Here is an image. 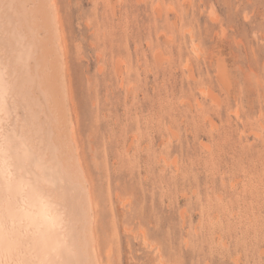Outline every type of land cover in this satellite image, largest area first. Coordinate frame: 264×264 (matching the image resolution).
<instances>
[{
    "label": "rangeland",
    "instance_id": "374dc122",
    "mask_svg": "<svg viewBox=\"0 0 264 264\" xmlns=\"http://www.w3.org/2000/svg\"><path fill=\"white\" fill-rule=\"evenodd\" d=\"M60 7L104 263L264 264V0Z\"/></svg>",
    "mask_w": 264,
    "mask_h": 264
},
{
    "label": "bare ground",
    "instance_id": "6f19581e",
    "mask_svg": "<svg viewBox=\"0 0 264 264\" xmlns=\"http://www.w3.org/2000/svg\"><path fill=\"white\" fill-rule=\"evenodd\" d=\"M68 63L60 0H0V264H105Z\"/></svg>",
    "mask_w": 264,
    "mask_h": 264
}]
</instances>
